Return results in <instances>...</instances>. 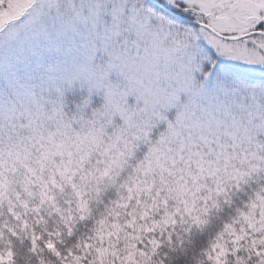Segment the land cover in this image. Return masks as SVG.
<instances>
[{
    "label": "snow or ice",
    "instance_id": "obj_1",
    "mask_svg": "<svg viewBox=\"0 0 264 264\" xmlns=\"http://www.w3.org/2000/svg\"><path fill=\"white\" fill-rule=\"evenodd\" d=\"M0 264H264V0H0Z\"/></svg>",
    "mask_w": 264,
    "mask_h": 264
}]
</instances>
